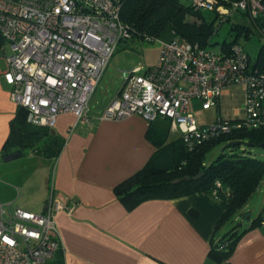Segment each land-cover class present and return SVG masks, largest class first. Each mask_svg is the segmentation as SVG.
Segmentation results:
<instances>
[{"label":"built area","instance_id":"2783aa9c","mask_svg":"<svg viewBox=\"0 0 264 264\" xmlns=\"http://www.w3.org/2000/svg\"><path fill=\"white\" fill-rule=\"evenodd\" d=\"M197 9L231 13L215 0H190ZM123 0H0V71L9 97L27 111L34 126L53 129L60 113L89 121V102L118 44L132 38L120 19ZM233 10L264 15L259 0H242ZM157 61L121 71L118 94L98 116L120 120L138 115L148 123L170 120L186 148L240 130L264 126V68L253 66L243 45L226 49L202 47L178 39L160 40ZM243 90L241 114L199 124L193 101L203 110L218 107L222 90ZM211 192L216 197L217 188ZM17 194H18V188ZM53 193L51 184L40 213L15 206L0 197V264H49L61 249L55 215L71 213ZM264 224V214L261 217Z\"/></svg>","mask_w":264,"mask_h":264},{"label":"crops","instance_id":"0c3cea01","mask_svg":"<svg viewBox=\"0 0 264 264\" xmlns=\"http://www.w3.org/2000/svg\"><path fill=\"white\" fill-rule=\"evenodd\" d=\"M234 86L238 85L230 87ZM230 87L222 90L219 106L214 107L215 117ZM9 90L0 76V150L17 109ZM117 94L101 108L90 109L89 121L77 120L70 112L58 115L53 130L64 138V145L55 160L26 155L36 159L31 177L38 184L36 195L25 203L38 212L30 211H43L51 184L55 196L69 205L76 204L71 213L55 215L61 249L49 264H222L209 257L212 241L221 237L226 224L217 226L223 210L215 199L195 193L148 199L127 207L116 197L115 186L144 167L156 151L146 136L149 123L141 116L98 118ZM224 112L220 115L234 117ZM159 121L170 123L166 118ZM199 124L206 123L199 120ZM171 131L178 135L172 136ZM178 137L179 131L170 123L166 141ZM3 162L7 161L0 155V166ZM10 175L7 167L0 171V178ZM12 180L24 187L30 177ZM5 190L0 185L1 199L14 204L13 194ZM246 206L240 215L247 222H239V230L248 229L236 242L228 262L264 264V224L252 225L255 218L247 213ZM263 214L264 207L259 216Z\"/></svg>","mask_w":264,"mask_h":264},{"label":"trees","instance_id":"16d2710c","mask_svg":"<svg viewBox=\"0 0 264 264\" xmlns=\"http://www.w3.org/2000/svg\"><path fill=\"white\" fill-rule=\"evenodd\" d=\"M239 1L242 0H215L216 5L240 14L250 24L245 22L231 24L229 31L233 32V38L220 43L226 49L232 43L239 42L240 35L248 38L253 30L264 36V15L258 14L252 18L247 10H233V4ZM259 1L264 6V0ZM213 11V18L207 20L201 9H197L192 2L185 5L180 0H123L120 19L130 27L132 38L153 41L169 31L171 39L209 47L212 45L210 39L215 33L214 20L228 16H219L217 10ZM3 44L4 41L0 38V46ZM251 63L253 66L264 68V44L258 49L256 57L251 59ZM26 116V109L17 105L0 155L4 157L13 152H20L21 155L31 153L55 160L64 145V138L53 129L29 124ZM169 128V121L157 119L149 123L146 136L156 146V151L144 167L115 186L116 197L127 207H133L148 199H173L195 193L212 198L211 192L216 188L215 182L219 181L221 186L217 188L215 200L223 213L217 226L231 221L258 189L264 177V161L247 154L244 150L234 152L236 146L231 144L246 141L259 146L264 142V126L222 135L205 141L192 150L186 148L181 137L167 142ZM223 143L229 145L230 152H225L226 148L215 160L206 165L203 158L207 150ZM199 172H202V176L197 180L172 183L176 178L185 175L193 177ZM261 217L262 215H258L253 219L252 225L261 223ZM247 229L239 230L238 223L217 241L213 240L209 257L216 262L230 264L228 259L234 246Z\"/></svg>","mask_w":264,"mask_h":264},{"label":"rangeland","instance_id":"374dc122","mask_svg":"<svg viewBox=\"0 0 264 264\" xmlns=\"http://www.w3.org/2000/svg\"><path fill=\"white\" fill-rule=\"evenodd\" d=\"M180 1L185 5H189L191 2L190 0ZM201 12L207 20H211L214 16V11L212 10L201 9ZM218 15L224 16L220 11ZM236 22H245L249 24L247 19H243L240 14L235 12H231L228 14V16H224L222 19L216 18L214 20L215 33L210 39L212 45L209 46L211 50H217L220 46V43H222L224 40L230 41L233 38V32H230L229 30L231 24ZM238 38L239 42L248 52L251 59L256 57L258 49L264 44V36H261L258 32H256V30L250 32L248 38L243 37V35H240ZM157 39L163 41L170 40L171 33L166 31ZM157 39L150 41L140 38H131L118 44L90 99L89 109L101 108L113 95L119 91L121 87L122 70H127L140 65L143 67L150 66L157 61L159 55V43ZM0 68H5V60L3 55L0 56ZM221 102L223 106L218 109L221 115H225L224 110H226L230 116L241 114L243 108L242 88L240 86L230 87L227 95L222 98ZM192 109L198 122L199 120H202L203 123H209L215 119L214 107L211 109L202 110L201 104L198 101H193ZM171 132L172 136L178 135L176 131ZM245 143L246 141H243L240 145L236 146L234 152H241L244 150L247 154L264 161V149L260 148L259 146L248 147L245 145ZM224 145V143L218 144L208 149L205 157L203 158L204 163L209 165L213 160H215V158L221 153V149ZM225 152L230 151L227 148ZM35 164L36 159L23 155L7 162H3L0 166V171H2L4 167H7V169L11 172V175L8 179L0 178V185L7 188V190H5L7 193L13 194L14 205L26 210L34 211L36 209L26 207L25 203L30 202L31 196L36 195L38 190L37 180L35 178L32 179L31 177V174H33L32 172L35 169ZM27 175H29L30 181L24 187L12 180L16 179V181H24L25 178L27 179ZM16 188H18V194ZM246 204L247 213H250L252 218H256L264 207V177L260 186L250 196ZM242 209L234 215L231 221L226 222L221 236H223L225 232H227L231 227L237 225L239 222H247L240 215ZM36 212L38 211L36 210Z\"/></svg>","mask_w":264,"mask_h":264},{"label":"water","instance_id":"95a60500","mask_svg":"<svg viewBox=\"0 0 264 264\" xmlns=\"http://www.w3.org/2000/svg\"><path fill=\"white\" fill-rule=\"evenodd\" d=\"M231 145H232V146H238V145H240V142H238V141H237V142H233ZM245 145L248 146V147H253V146H254L253 144H250V143H245ZM228 147H229L228 144L224 145V146L222 147V149H221V152H223V151H224L226 148H228ZM259 147L262 148V149H264V142L260 143V144H259ZM20 156H21V153H20V152H13V153H10V154L4 156V157H3V160H4V161H9V160H12V159H14V158H18V157H20ZM201 176H202V172H199L198 174H196V175L193 176V177H189L188 175H185V176H183V177H181V178H176V179L172 180V183H178V182H180V181H190L191 179H193V180H197V179H199Z\"/></svg>","mask_w":264,"mask_h":264}]
</instances>
